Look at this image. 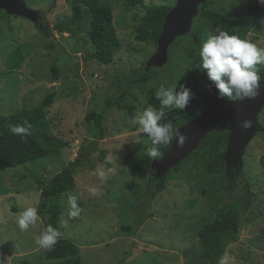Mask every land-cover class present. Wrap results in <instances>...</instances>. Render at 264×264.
Masks as SVG:
<instances>
[{
	"label": "rangeland",
	"instance_id": "rangeland-1",
	"mask_svg": "<svg viewBox=\"0 0 264 264\" xmlns=\"http://www.w3.org/2000/svg\"><path fill=\"white\" fill-rule=\"evenodd\" d=\"M123 1L101 0L111 7L120 43L107 65L90 58L88 26L77 33L61 31L73 0H18L16 12L0 6V116L39 107L54 91L51 104L41 111L47 125L39 132L47 130L66 142L58 153L33 164L0 170V264H47L46 249L35 243L44 231L42 218L27 231L18 228L16 219L25 208L38 207L41 195L33 177L48 181L77 156L81 165L73 176L75 187L58 199V227L79 247L81 264H264V104L256 117L260 130L247 142L239 163L229 155L230 116L221 117L196 147L164 171L153 166L146 154L148 137L132 124L151 106L149 91L156 93L161 85L176 84V91L183 85L194 93L192 114L205 111L211 81L198 68L199 49L215 33L201 12L235 15V35L264 49V5L250 15L244 0H204L189 28L170 37L166 16L162 23L145 16L166 7L169 14L179 0H143L132 7ZM155 31V41L137 38ZM52 65L58 69L56 79ZM258 67L264 72V65ZM113 96L133 105L134 114L111 107L105 112L104 138L94 139L85 116L101 111ZM206 137L207 144L199 148ZM68 194L78 198L82 209L74 219L67 215ZM234 200L240 209L235 239L219 260L203 258L197 231L223 203Z\"/></svg>",
	"mask_w": 264,
	"mask_h": 264
},
{
	"label": "trees",
	"instance_id": "trees-1",
	"mask_svg": "<svg viewBox=\"0 0 264 264\" xmlns=\"http://www.w3.org/2000/svg\"><path fill=\"white\" fill-rule=\"evenodd\" d=\"M123 3L125 6L132 7L142 5L143 0H124ZM244 5L250 15H255L260 8L258 0H244ZM169 10L170 8L166 7L163 10L148 13L145 17L148 21L162 23ZM201 15L213 24L215 34L217 27L226 30L230 35L236 34L238 19L235 15L214 10H203ZM85 26L89 27L87 35L92 49L90 58L100 64L107 65L112 63L113 54L119 48L120 43L113 25L111 7L103 4L101 0H73L71 14L64 25L60 26L61 31L77 33L84 30ZM158 35L159 31H155L150 35L145 33L137 34V38L142 40L150 38L155 41ZM51 71L53 79H56L57 66L52 65ZM54 95V91L47 93L39 107H32L7 116H0V170L20 166L27 162H35L36 159L49 153H58L60 149L66 146L64 140L49 134L47 130L46 132H39L40 128L44 129L46 124L41 111L51 104ZM148 102L155 109L161 107L154 90L149 91ZM104 106L101 111H91L85 116V120L92 126L93 138L97 140L104 138L106 134L104 119L105 112L108 109L116 106L118 109L126 110L129 115H133L135 111L133 105L121 102L118 96L108 98ZM165 113L166 117L161 123H171L176 130L195 116L190 111L189 104L183 111L173 108L166 110ZM24 121L30 123L32 128L31 135L22 139L19 135H14L9 130V126L22 124ZM38 132L41 137L37 135ZM173 139L167 146H159L161 155L169 151ZM148 141L152 148L153 145L149 137ZM207 142L208 139L206 137L200 143L199 148L205 146ZM91 144L94 143L92 142ZM80 165L81 159L80 156H77L68 166L52 176L48 181L33 177L40 190L41 197L37 212L44 222V229L52 226L61 233L56 245L51 249H46L44 252V257L48 261L47 264H81L79 247L66 238L58 227V219L61 213L58 199L65 192L74 189L73 176ZM239 227V204L235 200L230 203H223L215 211L213 220L205 223L197 231L198 246L201 248L202 257L219 260L224 248L231 240L235 239ZM121 228L128 232L131 231V226L129 225H124ZM194 254L195 252L191 250L190 255L194 256Z\"/></svg>",
	"mask_w": 264,
	"mask_h": 264
},
{
	"label": "clouds",
	"instance_id": "clouds-1",
	"mask_svg": "<svg viewBox=\"0 0 264 264\" xmlns=\"http://www.w3.org/2000/svg\"><path fill=\"white\" fill-rule=\"evenodd\" d=\"M264 5V0H258ZM264 23V18L261 20ZM216 34L202 43L199 49L200 63L199 70L206 73L215 88L218 90L220 98H227L231 101L255 99L259 95L261 88V69L259 65H264V49L258 48L248 40H242L236 35H230L220 27L216 28ZM176 84L171 87L161 85L155 96L160 101L159 110L147 107L142 114L132 120L134 126H138L140 134H146L153 145L147 151V156L153 161L161 157L159 146H167L172 142L173 135H176V143L183 146L186 137L173 128L171 123H161L166 117L164 109L184 110L194 98L188 88L183 85L176 91ZM241 129H248L252 126L251 120L239 121ZM32 125L27 121L22 124L11 125L9 130L14 135H19L22 139L31 135ZM139 142V141H137ZM99 175L103 177L104 173ZM95 191V189H90ZM68 217L77 218L81 214V207L75 195H67ZM38 212L36 207H27L17 216L16 223L21 231H27L31 225L36 224ZM61 233L48 226L36 238L35 243L43 249L53 248Z\"/></svg>",
	"mask_w": 264,
	"mask_h": 264
},
{
	"label": "water",
	"instance_id": "water-1",
	"mask_svg": "<svg viewBox=\"0 0 264 264\" xmlns=\"http://www.w3.org/2000/svg\"><path fill=\"white\" fill-rule=\"evenodd\" d=\"M204 0H179L178 5L166 15L167 22L171 21L172 29L169 36H175L186 31L196 14V7ZM0 6L6 8L10 12H16L20 9L18 0H0ZM31 13H28L30 16ZM165 17V20H166ZM164 42L163 34L161 35V44ZM211 96L208 101L207 109L202 113L192 117L187 123L179 127L177 130L182 133L186 139L183 146L176 143V135L169 151L161 155L160 158L154 160L153 166L160 171L167 170L178 160L187 155L194 147H196L200 138L212 128L221 117L230 116L233 119V127L230 139L229 155L234 162L241 157L247 142L260 130V126L256 123L257 114L264 104V72H261V88L259 95L255 99H244L231 101L218 96V90L211 82ZM244 119L251 120L252 126L246 130L239 127V121ZM33 164V162H32ZM36 166V165H35ZM42 171H45L44 169Z\"/></svg>",
	"mask_w": 264,
	"mask_h": 264
}]
</instances>
